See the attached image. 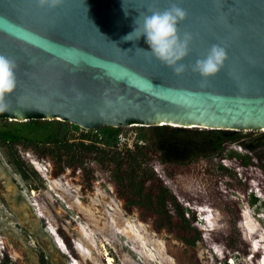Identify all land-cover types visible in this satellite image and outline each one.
Instances as JSON below:
<instances>
[{
  "label": "water",
  "instance_id": "95a60500",
  "mask_svg": "<svg viewBox=\"0 0 264 264\" xmlns=\"http://www.w3.org/2000/svg\"><path fill=\"white\" fill-rule=\"evenodd\" d=\"M172 2L188 13L180 31L194 37L183 63L219 44L228 59L218 74L176 75L133 42H119L140 13ZM135 44L147 49L143 38ZM0 56L16 64L17 87L0 112L15 121L264 128V0H64L54 10L0 0Z\"/></svg>",
  "mask_w": 264,
  "mask_h": 264
},
{
  "label": "trees",
  "instance_id": "16d2710c",
  "mask_svg": "<svg viewBox=\"0 0 264 264\" xmlns=\"http://www.w3.org/2000/svg\"><path fill=\"white\" fill-rule=\"evenodd\" d=\"M0 118V144L7 146L11 162L23 177L29 173L26 158L20 157L28 152L46 158L53 177L68 174L83 191L93 190L95 182L109 185L126 213L136 211L139 219H150L155 232L171 233L182 243L181 250L169 251L175 264H205L198 243L218 247L216 262L227 264L226 259L233 256L240 258L237 264H247L243 258L251 254V237L256 235L246 236L240 203L242 196H248L250 204L259 200L252 190L253 176L261 179L257 188L264 195V132L253 140L254 146L262 148L259 156L244 144L251 131L169 125L137 124L142 143L120 149L118 135L123 126L103 125L73 135L81 127L68 121L40 115L25 121ZM177 139L183 144L180 154L174 155ZM236 166L249 171L244 182L238 179ZM203 204L215 217L206 233L195 224ZM57 234L66 251L77 258L73 234L62 228H57ZM1 256L0 264H12L6 250ZM85 264L93 261L86 259Z\"/></svg>",
  "mask_w": 264,
  "mask_h": 264
},
{
  "label": "rangeland",
  "instance_id": "374dc122",
  "mask_svg": "<svg viewBox=\"0 0 264 264\" xmlns=\"http://www.w3.org/2000/svg\"><path fill=\"white\" fill-rule=\"evenodd\" d=\"M6 119L14 121L12 117ZM136 125L124 126L121 132L127 135L137 132ZM85 132L78 130L71 134ZM262 132L264 130L251 131L244 143L252 149L253 155L259 156L262 151L253 143ZM175 141L173 154L177 155L183 142ZM236 150L239 152L238 148ZM22 153L20 158L27 159L28 177L16 170L7 146L0 144V258L6 250L12 264H85L86 259L93 264H108L106 255L112 258L113 264H175L169 251L181 250L182 243L171 233L155 232L150 219H139L136 211L126 213L123 201L109 185L95 182L93 190L83 191L68 174L53 177L51 163L46 158ZM36 159L50 163V169L34 164ZM234 169L242 182L245 175L250 176L248 170L237 166ZM253 183V193L259 200L250 204V198L242 196L240 203L246 236L256 235L251 237V254L243 259L247 264H264V195L257 188L262 184L258 176H253ZM213 213L208 204L201 205L196 213L195 224L205 233L214 226ZM57 228L64 229L69 236L73 234L77 258L64 249ZM198 250L205 264H224L215 261V257L220 256L215 245L198 243ZM238 261L240 258L233 256L226 259L227 264Z\"/></svg>",
  "mask_w": 264,
  "mask_h": 264
},
{
  "label": "clouds",
  "instance_id": "9594fccd",
  "mask_svg": "<svg viewBox=\"0 0 264 264\" xmlns=\"http://www.w3.org/2000/svg\"><path fill=\"white\" fill-rule=\"evenodd\" d=\"M36 3L42 9L54 10L62 7L64 0H36ZM123 11L127 17L128 12L124 7ZM187 15V11L175 2L163 10L149 8L147 12L140 13L133 19L132 31L121 36L119 42H133L136 50L150 53L176 75H182L190 69L202 78H210L224 68L228 59L227 50L219 44H213L203 58L196 59L192 64L183 63L190 54V45L194 39L192 33L180 31L179 26L186 20ZM141 38L147 49L136 46L135 42ZM110 43L117 46L116 42ZM15 73V62L0 56V112L8 110L5 97L11 95L17 87Z\"/></svg>",
  "mask_w": 264,
  "mask_h": 264
},
{
  "label": "built area",
  "instance_id": "2783aa9c",
  "mask_svg": "<svg viewBox=\"0 0 264 264\" xmlns=\"http://www.w3.org/2000/svg\"><path fill=\"white\" fill-rule=\"evenodd\" d=\"M134 124H130L126 127H130V126H133ZM88 130V129H85V128H82L80 130ZM134 143H142V140L141 139H138V135H137V132H130L127 134H124L123 132L119 133L118 135V147H127V148H132ZM34 164H41L44 168V170H47L48 168L50 169V163H45L44 161H38L36 159V161H34ZM202 220H205V218L201 217ZM61 243H63V241L61 240ZM64 245V244H63ZM60 246V245H59ZM65 249V247H64ZM66 250V249H65ZM72 260H74V258H72Z\"/></svg>",
  "mask_w": 264,
  "mask_h": 264
},
{
  "label": "bare ground",
  "instance_id": "6f19581e",
  "mask_svg": "<svg viewBox=\"0 0 264 264\" xmlns=\"http://www.w3.org/2000/svg\"><path fill=\"white\" fill-rule=\"evenodd\" d=\"M174 124V123H173ZM176 126H178V125H176ZM198 127H200V128H203V126L202 125H198ZM262 130H264V128L262 129ZM102 247H104L103 246V244H102ZM108 258H107V261H108V264H113L112 262V258L109 256V255H106Z\"/></svg>",
  "mask_w": 264,
  "mask_h": 264
}]
</instances>
